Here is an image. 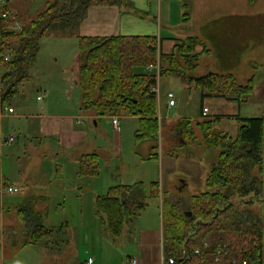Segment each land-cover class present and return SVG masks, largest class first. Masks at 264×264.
<instances>
[{
    "label": "trees",
    "instance_id": "1",
    "mask_svg": "<svg viewBox=\"0 0 264 264\" xmlns=\"http://www.w3.org/2000/svg\"><path fill=\"white\" fill-rule=\"evenodd\" d=\"M125 1L46 0L40 10L23 20L21 28L11 27V19L1 20L0 61L5 66L0 74L1 102L14 103L19 86L32 75L30 70L37 61L45 36L76 34L91 4ZM173 38L172 48L165 52L161 49V36L77 35L74 75L80 89V110H91L96 115L126 113L138 117L136 141H149L155 148L163 118L158 117L156 94L149 90L151 84L157 82V70H148L147 64L158 63V75L178 76L200 87L202 97L222 96L237 104L248 98L253 90L251 78L240 84L231 72L208 71L193 76L190 71L208 48L193 34ZM198 44L202 45L200 50L196 49ZM8 53L11 54L9 60L4 58ZM224 116L230 114L201 116L197 121L204 143L208 148L217 147L218 154L205 177V189L190 197L187 209L168 193L164 195L157 181L150 184V196L157 197L160 192L162 195L163 254L165 258L174 257L172 263L165 264H242L243 259L262 264L264 116L236 114L235 135L220 129ZM183 118L176 126L185 127L184 134L190 135L191 119ZM183 139V143L189 142ZM78 162L79 176L99 173L97 153H84ZM2 184L10 185L1 175L0 124V186ZM146 195L142 181L118 183L96 196L95 211L104 215L102 221L110 233L117 236L123 224L136 219L144 209ZM33 202L34 198H25L18 210L29 228L26 234L31 235L27 242H36L52 233V229L45 226L43 215L32 207ZM196 248L199 253L195 252ZM131 257H126L127 263Z\"/></svg>",
    "mask_w": 264,
    "mask_h": 264
},
{
    "label": "crops",
    "instance_id": "2",
    "mask_svg": "<svg viewBox=\"0 0 264 264\" xmlns=\"http://www.w3.org/2000/svg\"><path fill=\"white\" fill-rule=\"evenodd\" d=\"M39 1L41 0H10L7 5L8 9L11 12V17L9 19H11L12 21L10 20V26H21L24 19L40 10L44 6L46 0L40 2V7L38 6L39 8H36ZM199 1L200 0L194 1L196 7H198ZM189 4H191L192 6V0H126L122 4H91L90 6H88L86 15L80 21L76 34H58L59 37L70 36L71 38H74L77 43L75 60L73 61L71 70L69 68L70 80H61L60 84L53 85L51 90L47 87V83L42 81V85L40 87L41 89L37 88L36 90H38V92L34 93L35 91H33L34 89H32V86L36 87V84H34L35 82L33 83L30 81L32 77L31 75L28 80H25L19 86L15 101L14 103L10 104L14 106L15 110L11 113L6 112L4 115H0V117L8 116L16 118V121L18 122L23 121V126L19 127L17 130L24 132L27 138H30L31 140L37 141L38 139V142H42L43 146H38L37 148H41L44 151H51L54 158H52V172L50 170L49 172L43 170V175L41 176L42 178H40L39 176H26L27 178L25 186H20L17 183L13 182L3 170L4 167L2 159V145L4 143H14L18 137V134H16L14 130H10L9 135H5L3 127L1 126V175L9 181L10 185L19 187V191L12 192L11 194L20 193L22 194V196L20 198L16 197L12 199L9 198V196L11 195L10 192L8 194V198L4 197L5 193L1 195L3 197L0 196V264H7L5 258V247L10 243L9 240L11 241V239L13 238V234L6 233V231H12L13 227H17L19 225L22 229V232H24V235L26 236H24L25 239L14 237V240L12 239V243L13 241L18 239L21 244L14 243L12 245L18 248L22 247L23 252H25L26 255L28 253L27 251L29 250V254L30 256H32L36 251L35 249L38 246L37 244L39 240L43 238H54L55 241L59 239L60 235L58 236L57 234H55L56 227L54 226L56 223L51 224L52 227L50 228L47 226V220L49 218L48 211L51 209V207L55 206L51 204V194H53L55 191L53 192V188H50V186H53V182H59L62 184L61 188L64 192H66L67 194L68 192H70L73 195H76L78 193V189L80 191L85 189L84 185H80L79 182L77 183V179H82L83 177L88 176L78 175V159L80 155L88 152H95L98 155L99 173L97 175L89 176L90 180H88L89 186L90 184L93 185L90 192L92 194L91 199L94 201V205L96 196L106 193L110 186L118 183L131 184L137 181H142L137 180L133 182H123L120 178H116L112 175L111 177H109V167L102 159L101 155L98 153L99 149L101 148L100 145L97 144V134H92V127H97L98 121L102 117H111L112 119V116L96 115L91 110H80V89L74 75V69L77 65L78 55L77 35L111 36L137 34L155 35L157 36V38L161 36V49L167 52L173 46V37H183L187 35H180L179 33H177L178 29L175 30V26L179 24V22H182L183 19H186L185 8ZM207 9V11L205 10L202 12L199 8L200 19L198 30L195 33H188L198 36L208 48V51L199 57V61L204 55L212 57L215 56L217 62L216 68H219L215 72H231L234 75V72H248V75L246 79H244L245 81L243 83H240L238 81L239 78L236 75L235 77L240 84L246 83L247 80L251 78L253 80L254 90H252V92L248 94V98L240 104H237L236 101L227 99L222 96L205 95L202 97L200 94L199 116H202L201 104L202 106H208L209 111L207 116L211 117L216 114H230L231 117L234 115L235 118L237 117L236 114H239L241 117H252L261 114L264 116V106L262 105V102H264V0H209ZM201 22H207L209 26L208 32L206 31L204 33L202 31ZM227 39L238 40L237 47L239 46V51L236 52L237 56L234 61L230 60V57H228V54H231V52L229 53L228 51H226L227 42H224V40ZM45 41L46 39L44 37L41 43V49L45 46ZM201 46V44H198L196 46V49L200 50ZM37 62L38 57L36 63ZM181 81V84L185 87H188L190 84H192L191 82L189 83L183 80ZM73 90L76 92L78 91V94L74 93V95H72ZM34 96H36V100L42 101V103H37L34 99ZM205 98L214 100L213 107L215 106V109H212L211 111V106L205 102ZM250 100L254 102L249 104L248 102ZM176 101L177 98H175V104ZM255 101L257 102V104L255 103ZM228 103L231 105L237 104L239 112L232 113L222 111L221 106ZM175 104L169 106L167 101L166 106L168 109H170ZM241 107L246 108H244L243 110V108ZM240 109H242L244 112L242 115ZM121 114L125 115L126 117L136 118V130L139 124L138 117L128 115L126 113H120L116 116L118 117ZM160 116L161 119L165 118V116H163V114H161V112L159 111L158 107V117ZM222 119L223 118H221V120ZM89 120L93 121V126H90ZM111 125L114 129V140L112 147L116 154H121L122 146L120 143L119 134L117 132L119 128H115L112 124V121ZM220 129L227 130V128L225 127H220ZM236 130L231 133V135H235ZM11 135L15 137L14 141L6 142V139ZM31 144L33 145L35 144V142H32ZM148 147L149 151L147 152V155L143 156V158L158 157V146L152 148L150 145ZM34 150L35 149L31 148V146L24 149L25 155L28 157L29 161H32V153ZM217 154L218 151L215 155L216 158ZM16 156H18V159L15 160V162L17 161L19 163V158L21 159L23 156L21 154H16ZM215 157L211 161V163L215 161ZM14 178L18 179L19 175H14ZM41 190H45V193H39ZM161 192L156 197L159 199V225L141 228L139 230L137 243L134 245V252H131L127 255L136 256L139 259L140 264H162V256H164V254ZM146 193L147 195L144 199L150 196V190L148 192L146 189ZM29 197L34 198L32 207L35 211L40 212L43 215V222L47 228L52 229L53 236L52 234L46 235L36 242L26 241L27 239L31 238V235L26 234V231L29 230V228L26 226V222L20 217L18 210L25 198ZM82 207L83 203L81 201L79 203L76 202L77 210H82ZM144 209L141 211L138 217L141 216V214L144 212ZM153 211L156 212L155 209ZM13 212L16 213L17 217L15 224L16 226L13 225V222H10L9 219L10 213ZM63 225L68 226V220H66V222H63ZM62 241L63 244L60 245H64L65 241H67V236H65ZM55 254L56 253H54V255ZM14 255L15 257H17L20 254L16 252V254ZM22 262L24 264H31L27 259L22 260ZM37 263H40V260H37ZM125 264H127L126 259Z\"/></svg>",
    "mask_w": 264,
    "mask_h": 264
},
{
    "label": "rangeland",
    "instance_id": "3",
    "mask_svg": "<svg viewBox=\"0 0 264 264\" xmlns=\"http://www.w3.org/2000/svg\"><path fill=\"white\" fill-rule=\"evenodd\" d=\"M194 1L192 0V6L189 4L185 8L186 19H183L182 22H179L175 26V30L178 29L177 33L180 35L195 33L198 30L200 19L199 8L202 12L208 10L209 0H200L198 7H196ZM40 2H43V0L39 1L36 8ZM201 24L202 31L204 33L208 32L209 26L207 22H201ZM45 39L46 44L39 52L38 62L30 70L32 74L30 81L36 84V87L32 86L33 91H35L34 93L38 92L36 89L41 87L42 81L47 83V87L51 90L52 86L60 84L61 80H70L69 68L71 70L77 51L76 40L70 36L59 37L57 33H52L45 36ZM224 42H227L226 51L231 52V54H228V57L234 61L237 56L236 52L239 51V46L237 47L238 40L227 39ZM216 63L215 56L204 55L190 73L193 76H199L208 71H217L219 68H216ZM4 70L5 66L0 61V73L4 72ZM234 73L239 78L238 81L240 83H243L248 75V72ZM157 80L158 107L161 114L165 116L161 121L162 126L160 127V138L157 147L159 148L158 157L143 158V156L147 155L149 151L148 146L151 143L149 141L135 140L136 118L126 117L122 114L118 116L119 130L117 132L122 146L121 154H116L112 147L114 129L111 125V117L99 119L98 126L92 127V134L95 133L98 136L97 144L101 148L98 153L109 167V177L112 175L120 178L123 182L142 180L148 192L151 181H157L159 190L164 195L168 193L185 210L187 209L190 197L205 189L204 179L218 148L206 147L202 137V130L197 124V121L202 118L199 116L201 88L195 86L193 83L185 87L181 84L180 77L174 75H159ZM169 90L173 91L175 98H177L176 104L170 109L166 106L168 101L166 93ZM74 93L78 94V91L73 90L72 95ZM34 99L36 100V96H34ZM36 102L42 103L39 100H36ZM205 102L211 106V111L215 109V106L213 107V99L205 98ZM253 102L250 100L248 103ZM255 103L257 104L256 101ZM262 105L264 106V102H262ZM241 108L244 110L246 107ZM221 110L232 113L239 112L237 104L231 105L229 103L223 104ZM243 110L240 109L241 115L244 113ZM183 117H190L191 119L190 127L188 128L191 130L190 135L184 134L185 127L182 130L176 126L178 121ZM230 117H222L223 119L220 121L219 126L227 128L231 134L236 130L238 120L234 115ZM0 124L3 127L5 135H9L10 130H14L18 134L14 143H4L2 145L3 170L13 182L20 186H25L26 178L29 175L31 177L39 176L42 178L43 170L51 171L52 158H54L53 153L37 148L38 146H43L42 142H38V139L37 141L31 140L27 138L24 132L17 130L23 126V121L18 122L16 118L2 116L0 117ZM89 124L93 126V121L89 120ZM180 125L182 126L183 123ZM183 137L189 142L183 143ZM32 142H35V144L32 145ZM29 146L35 149L32 153V161H29L24 152V149ZM16 154L23 156L22 160L19 158V163L15 162L18 159ZM14 175H19V178L15 179ZM88 180H90L89 176L77 179V183L79 182L80 185H84L86 190L80 191L78 189L76 195L70 192L67 194L61 188V183L53 182V186H50V188H53L52 191L55 192L51 194V204L55 206L51 207L48 211L47 226L50 228L52 227L51 224L56 223L54 226L56 227L55 234L60 235L59 239L55 241L54 238H43L39 240L34 254L30 256L28 250L26 255L22 247L18 248L12 245L14 243L21 244L18 239L12 243L14 237L25 239L24 236H26L19 225L13 227L12 231H6V233L13 234V238L11 241L9 240L11 244L9 243L5 247L7 264H24L22 260L26 259L31 264H80V262L87 260L88 257L93 259L92 264H125L127 255L134 252V245L137 243L139 230L143 227L159 225V199L150 196L143 199L145 209L141 216L132 221L125 222L119 235H112L106 224L102 221L101 216L104 215L95 211L94 201L91 199L92 194L90 192L93 185L90 184L89 186ZM39 193H45V190H41ZM8 194L9 192L6 191L4 197L8 198ZM21 196L22 194L20 193H14L9 198L14 199ZM80 201L83 203V207L82 210L78 209V211L76 209V202L79 203ZM154 209L156 212L153 211ZM9 219L15 225L17 219L16 213H10ZM66 220H68V226L63 225V222H66ZM65 236H67V241H65L64 245H60L63 244L62 239ZM16 252L20 254L17 257L14 255ZM54 253H56V256ZM37 260H40V263H37Z\"/></svg>",
    "mask_w": 264,
    "mask_h": 264
},
{
    "label": "built area",
    "instance_id": "4",
    "mask_svg": "<svg viewBox=\"0 0 264 264\" xmlns=\"http://www.w3.org/2000/svg\"><path fill=\"white\" fill-rule=\"evenodd\" d=\"M10 0H0V22L1 20H7L11 17V12L8 9V2ZM13 28H21V26H14ZM5 59L9 60L11 59V54H5L4 56ZM146 68L148 70H152V69H156L157 70V78H158V63L155 64H147ZM151 92H155L156 96L158 93V86H157V82L154 84H151L150 89ZM41 97V96H39ZM167 98H168V105L171 106L173 104H175V95L173 93V91L169 90L167 91ZM15 110L13 105L10 104H6L3 102H0V115H4L6 112L11 113ZM208 106L207 105H203L202 106V110H201V114L202 116H207L208 115ZM112 124L115 128H119L118 126V117L116 115L112 116ZM14 136L11 135L6 139V142H13L14 141ZM263 181H264V175H263ZM19 189V187L14 186V185H1L0 186V195H2L3 193L7 192H16ZM196 253H199V249H195ZM174 261V257H168L165 258L164 256H162V264L165 263H172ZM93 259L91 257H88L87 260H85L84 262H80V264H92ZM127 264H140L139 259L136 256H132L129 260V262ZM242 264H256L255 262H249L246 259L242 260ZM262 264H264V193H263V256H262Z\"/></svg>",
    "mask_w": 264,
    "mask_h": 264
}]
</instances>
